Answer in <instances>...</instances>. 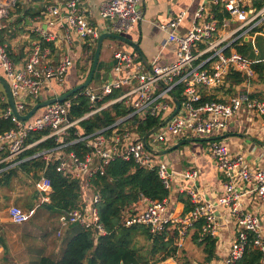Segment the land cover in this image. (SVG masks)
I'll return each mask as SVG.
<instances>
[{"label":"built area","instance_id":"built-area-1","mask_svg":"<svg viewBox=\"0 0 264 264\" xmlns=\"http://www.w3.org/2000/svg\"><path fill=\"white\" fill-rule=\"evenodd\" d=\"M255 1L202 0L194 13L192 28L186 35L179 34V29L187 18V11L159 25L160 30L167 34L164 45L176 46L177 59L174 62L148 70L133 53L114 51L116 77L111 74L98 87H90V84L66 101L43 108L29 121L21 122L14 116L5 95L2 102L6 107L0 117L12 121L15 127L0 133V165H4L0 174L26 162L42 160L45 168L35 183V190L41 195L42 203H50L52 182L46 171L58 162L57 172L82 184V205L59 218L61 228L78 224L100 236L106 234L98 219L97 205L101 197L94 192L90 180L104 175L110 162L117 159L133 161L141 168L157 170L165 188L171 193L175 175L170 171L165 156L154 154L146 147L138 126L148 117H163L165 120L172 114L176 108L172 94L180 102V110L165 126L149 136L147 145L152 150L163 151L185 139L218 137L226 134L232 124H242L244 120H252L251 131L258 130L264 136V98L254 93L251 87L258 76L253 65L260 61L244 57L234 47L237 41L245 39L251 42L255 54L259 53L258 42H264V7L256 8ZM19 2L21 0H0V31ZM137 5L138 0H104L100 17L108 23L107 32L124 36L133 30L143 19ZM43 15L48 19L47 24H59L64 28L68 40L75 35L97 42L103 33L88 18L84 0H61ZM219 15L225 17L220 20ZM36 31L41 32V27ZM49 57L47 47L34 44L27 58L18 64L11 59L7 44L0 39V71L10 85L21 116H26L42 98L49 100L68 92L64 87L66 76L73 67L70 54H64L56 66L43 63ZM232 72L244 78V82L236 87V94L225 101L203 102L201 91L213 93L227 85V77ZM53 81L62 89L54 90ZM48 89L53 93L49 99L43 97ZM114 93L116 97L106 100ZM79 96L89 98L91 111L73 120L70 110ZM116 104L123 105L128 111L112 124L87 136L74 132L82 120ZM72 134L75 137L70 139ZM49 141H53L52 147L38 149ZM208 146L223 182L219 196L209 200L200 191V171L187 170L177 176L181 178L182 185L179 193L189 196L194 206L191 212L183 214L173 210L170 194L162 201L143 198L135 210L128 213L124 225L148 227L155 236L176 231L175 244L181 249L189 232L200 220L205 222L201 236H216L218 207H222L236 226L232 248L224 264H235L243 257L250 234L254 236L253 246L262 253L261 264H264L261 219L247 206L250 201L264 202V152L251 161L242 152H233L224 141H210ZM29 151L32 153L25 156ZM255 152L257 148L253 154ZM35 213L33 209L24 210L16 205L9 208L11 221L16 225L30 222ZM61 233L59 231L58 235Z\"/></svg>","mask_w":264,"mask_h":264},{"label":"crops","instance_id":"crops-1","mask_svg":"<svg viewBox=\"0 0 264 264\" xmlns=\"http://www.w3.org/2000/svg\"><path fill=\"white\" fill-rule=\"evenodd\" d=\"M61 0H21L18 4V12L13 15L12 19L6 20L1 29V33L9 30L3 36L6 40L8 51L11 59L18 64L24 61L34 44H40L50 50V57L43 61L50 65L56 66L61 57L69 53L73 60V67L69 70L65 80V89L70 90L80 84L87 76H89L94 60L97 42L90 40H83L75 35L71 36V40L66 39V32L64 28H60L59 24H47V18L44 17V12L48 8L60 3ZM104 0H84V9L90 21L103 33H108V23L100 17V8ZM202 0H138L137 8L142 12L143 19L138 23L133 30L125 34L124 37L138 43L144 57L148 60L150 68L153 66H162L177 59L176 46L164 45L167 34L160 30L159 25L167 22L172 17L178 15L182 11H187V18L179 29V34L186 35L192 28V20L195 11L200 7ZM21 5V6H20ZM63 6V5H62ZM16 9V10H17ZM28 12V15H26ZM41 27V32L36 31ZM3 31V32H2ZM15 32V33H14ZM102 33V34H103ZM17 35V36H16ZM45 38H47L46 41ZM112 40H106L105 43H110ZM122 47H115L114 51H127L133 53L138 61L142 60L139 54L126 43L118 42ZM112 45V44H111ZM113 51V50H112ZM110 58L100 57L103 69L100 71V79L95 81L94 87H98L105 82L112 74L116 77L114 69H105V65L113 62V54ZM103 53V52H102ZM144 64V63H143ZM145 65V64H144ZM149 70V68L145 65ZM113 68V67H112ZM86 71V74H85ZM0 74L3 73L0 71ZM4 76V75H3ZM77 78V81H76ZM254 82V81H253ZM252 82V83H253ZM251 87L254 93L259 94V86ZM52 88L58 90L60 88L55 81L52 82ZM3 91V88H2ZM0 91V92H2ZM4 95V92H2ZM53 96L52 91L45 90L43 97L47 99ZM252 121V120H251ZM244 120L242 124L234 123L230 126L225 136L222 139L233 152H242L246 157L254 161L255 157L264 152V148L259 144L254 143L249 137L264 143V136L261 132H252V122ZM258 134V137L256 136ZM243 135V136H240ZM218 136V137H220ZM247 136V137H244ZM249 136V137H248ZM214 138V137H213ZM207 139V138H205ZM181 142V141H180ZM198 143H188L182 146L178 153L174 156L171 164L169 163L170 171L174 173L173 189L170 193L172 208L180 213H184V204L179 202V190L182 187L180 183V174L187 170L197 169L200 171V191L204 192L209 200H214L219 196L223 190V182L218 173L217 165L209 153L208 142L201 141ZM257 148V152L253 154V150ZM5 172V171H4ZM14 174L11 180L2 182L0 184V264H34L37 260V252L46 249L52 251L55 255H60L61 248L57 243L58 232L65 234L68 228L62 229L59 224V219L48 221L47 215L44 212H39L32 218V220L24 225H16L12 223L9 216V208L13 205L27 209L24 202H28L33 198L29 192H24L23 195L18 196V166L14 168ZM4 173L0 174V177ZM34 204L37 208L41 202V195L36 191L34 197ZM250 211L255 213L261 219V226L264 231V202H247ZM34 208L33 210H36ZM219 213L217 220V234L216 239V258L210 264H224V261L232 248L233 239L236 234V226L227 210L218 207ZM55 222L54 226L53 223ZM34 227H42L43 233L39 238L33 237L31 229ZM56 229V232L53 231ZM44 229H48L46 233ZM196 230L189 232L186 238L184 247L177 248V253L181 250L188 251V255H181L183 262L179 263L177 260L171 258L167 263L172 264H206L205 254L202 248H199L194 242V235ZM176 246V244H175ZM184 257H187L184 258ZM176 258V257H175Z\"/></svg>","mask_w":264,"mask_h":264},{"label":"trees","instance_id":"trees-1","mask_svg":"<svg viewBox=\"0 0 264 264\" xmlns=\"http://www.w3.org/2000/svg\"><path fill=\"white\" fill-rule=\"evenodd\" d=\"M254 6L258 9L264 7V0H256ZM28 12H26V15ZM226 16V14H225ZM225 16L219 15L220 20ZM227 17V16H226ZM236 50L244 57L252 61H260L253 65L257 75L261 76L264 72V46L261 41L258 42L259 53L255 54L250 41L242 39L234 44ZM95 55L93 56V60ZM88 77V76H87ZM87 79V78H86ZM85 79V81H86ZM83 81V82H85ZM244 82V78L237 72H232L227 77V85L215 90L213 93H202V101H225L230 95L236 94V87ZM69 91V90H68ZM178 92V98H180ZM117 94L107 97L106 100L116 97ZM0 96V105L6 107ZM91 111L89 98L79 96L74 100L70 110V117L74 119L82 118ZM128 109L121 104H116L103 110L87 119L82 120L74 132L81 136L90 135L104 126L112 124L117 118L127 113ZM163 117H148L138 126V132L143 138L149 131L163 122ZM15 127L10 120H4L0 117V133L9 131ZM37 137H39L37 135ZM75 136L70 137V139ZM53 141L41 145L38 149L52 147ZM81 147V146H79ZM29 151L25 156L30 155ZM1 160V153H0ZM58 162L47 168L46 176L51 179L53 193L50 203H41L37 208L34 204V197L29 199L27 209L36 208V213L44 212L49 216L48 219H59L64 213L80 208L82 205V184L78 180L65 177L57 172ZM4 165H0V170ZM27 175L32 174L35 181L41 178L39 172L45 168L42 160H33L21 164L18 167ZM14 168L3 172L0 177V184L11 180L14 174ZM90 183L95 193L100 194L101 200L97 205L99 224L105 231V235L97 236L95 231L87 230L84 227L75 224L68 227L65 234L59 235L57 243L61 248L60 255L50 254L42 256L35 264H152L151 261L159 254H163L160 262H165L177 255V232H165L161 235H153L148 227L132 226L126 227L125 220L128 213L135 210L143 198H149L153 201H162L170 194L160 179L157 170H147L136 165L133 161H124L117 159L110 162L105 168L104 175H97L91 178ZM179 202L184 204V213L188 214L193 210L191 199L186 194L179 195ZM204 220L195 223L196 233L193 237L194 242L199 245L205 254V260L210 263L216 258V239L211 235H202ZM145 230L146 240L152 241V248L149 252L151 256H145L139 248L133 243V237L139 231ZM254 236L249 235V244L243 257L235 264H261L262 253L253 246ZM174 255V256H173ZM173 256V257H172Z\"/></svg>","mask_w":264,"mask_h":264},{"label":"water","instance_id":"water-1","mask_svg":"<svg viewBox=\"0 0 264 264\" xmlns=\"http://www.w3.org/2000/svg\"><path fill=\"white\" fill-rule=\"evenodd\" d=\"M106 40H115L118 42L126 43L127 45L132 47L139 54L142 62L149 68V70H151L150 65L148 63V60L144 57L138 43H135L134 41H132V40H130V39H128L122 35H116L113 33H103L100 36L99 40L97 41L94 62L92 65L91 72H90L89 76L87 77L86 81L84 83L79 84L76 87L70 89L68 92L64 93L63 95H61L59 97L51 98L49 100H44L42 98L41 102L36 104L35 106H33L32 109L29 111V113L26 116H21L18 113V111L16 109V105H15V100H14V97H13L12 92H11L10 85H9L7 79L3 75L0 74V85L3 88L6 97L8 98V101H9V104H10L12 110H13L14 116H16V118L21 122L29 121L38 113L39 110H41V109H43L49 105H52L56 102H64L68 98L72 97L74 94H77V93L81 92L82 90L86 89L92 82L98 81L100 79V71L103 69L102 63L100 61V57H101V54L103 52L104 42ZM107 47L109 48L110 46H107ZM113 66H114V62H110L109 64L105 65L104 68L108 70V69H111ZM172 96H173L174 102L176 104V108H175L174 112L172 114H170L163 122H161L158 126H156L151 131H149L143 137V142L146 145V147L149 150H151L154 154H157L159 156H167V155L171 154L172 152H175L176 150H178L179 148H181L182 146H184L188 143H192L194 141H199V139H185V140H182L181 142H179L178 144L170 147L169 149H166L163 151L152 150L148 147L147 139L149 138V136L152 135L153 133H155L161 127L165 126L180 110V102L178 101L175 94H172ZM240 136H243V135H240ZM244 137H247V136H244ZM224 138H226V137L220 136V137H214V138L200 139V141L210 142V141L222 140ZM249 138L254 143L259 144L260 146H262L264 148L263 142L258 141L256 139H254L253 137H249Z\"/></svg>","mask_w":264,"mask_h":264},{"label":"rangeland","instance_id":"rangeland-1","mask_svg":"<svg viewBox=\"0 0 264 264\" xmlns=\"http://www.w3.org/2000/svg\"><path fill=\"white\" fill-rule=\"evenodd\" d=\"M19 4H21V2H19ZM21 6V5H20ZM18 9L15 10L12 14H11V19L13 17V15L16 13L17 15ZM13 28V24L11 26V29ZM9 29V30H11ZM9 30L4 31V33H1L0 31V39L1 41L4 43H6V40L4 41L3 36L7 33H10ZM3 32V31H2ZM15 33V32H14ZM17 36V35H16ZM263 43L264 46V42L263 40H260ZM112 44V45H111ZM107 46H110L109 48ZM112 47V48H111ZM115 47H122L121 43H118V41L112 40L110 43H105L104 47H103V53H102V58H110L112 55V52L114 50H116ZM113 50V51H112ZM264 61V60H263ZM112 70L114 68H111ZM3 73V72H2ZM86 74V71H85ZM4 75V73H3ZM77 81V78H76ZM96 83L95 81L93 83H91V86H94ZM253 86H259L260 88L258 89L261 90V92L259 91V94L262 95V98H264V72L263 74L260 76H257V79L254 80V82L252 83ZM62 88H58V90H61ZM0 91H2V86L0 85ZM4 92V90L2 91ZM2 92H0V96H2ZM4 111V107H2V105H0V116L3 114ZM43 111V109L39 110L38 113H41ZM256 136L258 137V134H256ZM195 143L201 144L202 142L200 141H194ZM219 142H222V140H219ZM193 143V142H192ZM181 150L180 148L178 150H176L175 152H172L171 154L167 155L164 157V159L166 161H168V163L171 164L174 156L178 153V151ZM42 172V171H41ZM41 172H39V174L41 175ZM39 181V180H38ZM37 181H35V178L32 174L27 175L24 171H21V169L19 168V174H18V196H21L24 194V192H29L30 194H32L33 196H35L36 194V190H35V183ZM24 204H28V202H24ZM18 206H20V204L18 203ZM48 221H52V218H50ZM55 222L53 223L54 226ZM42 227H34V229H31V234H33L32 236L35 238H39L38 236H41V234L43 233L42 231ZM46 231H48V229H44V232L46 233ZM53 231L56 232V229L53 228ZM147 233L145 230L139 231L138 233H136V235H134L133 237V243L134 245H136L137 248H139V250L145 255V256H150L149 252L151 251L152 248V241L148 242L145 238H146ZM60 238L57 236V239ZM199 248H201L200 246H198ZM52 251H46V249L44 250H40L39 252H37V260H39L40 257L42 256H50V254ZM184 254H189L188 251H183L181 250L179 252V254L175 255L173 260H177V262L179 261V263L183 262L182 256ZM55 255V254H54ZM163 254H159L158 256L154 257L153 260L151 261L152 264H172V263H167V261L165 262H160L162 259ZM174 256V255H173ZM172 256V257H173ZM151 257V256H150ZM187 259V257H184ZM37 262V261H36ZM35 264V263H34Z\"/></svg>","mask_w":264,"mask_h":264}]
</instances>
